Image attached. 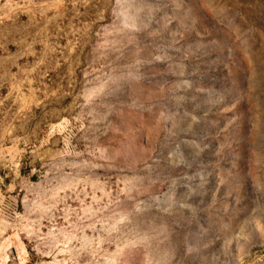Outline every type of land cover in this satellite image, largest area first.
I'll return each instance as SVG.
<instances>
[{
  "label": "rangeland",
  "instance_id": "obj_1",
  "mask_svg": "<svg viewBox=\"0 0 264 264\" xmlns=\"http://www.w3.org/2000/svg\"><path fill=\"white\" fill-rule=\"evenodd\" d=\"M0 264H264V0H0Z\"/></svg>",
  "mask_w": 264,
  "mask_h": 264
}]
</instances>
